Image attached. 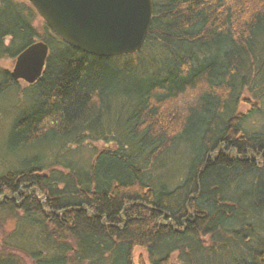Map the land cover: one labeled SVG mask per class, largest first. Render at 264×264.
Returning <instances> with one entry per match:
<instances>
[{"label":"trees","instance_id":"16d2710c","mask_svg":"<svg viewBox=\"0 0 264 264\" xmlns=\"http://www.w3.org/2000/svg\"><path fill=\"white\" fill-rule=\"evenodd\" d=\"M153 1L144 45L99 57L53 33L31 2L0 0V101L19 89L37 99L0 158V264H134L137 247L152 264H264V0ZM39 41L42 77L14 79L3 61ZM140 66L164 75L137 81ZM128 97L131 145L71 162L62 184L38 175L36 142L75 145V125L104 137L127 122ZM244 98L247 114L235 115ZM179 145L182 181L144 175V150L176 162L166 156Z\"/></svg>","mask_w":264,"mask_h":264},{"label":"bare ground","instance_id":"6f19581e","mask_svg":"<svg viewBox=\"0 0 264 264\" xmlns=\"http://www.w3.org/2000/svg\"><path fill=\"white\" fill-rule=\"evenodd\" d=\"M29 1V0H26ZM153 1V0H152ZM31 2V1H29ZM32 3V2H31ZM158 4L161 2H157ZM153 12H154V1H153ZM153 17V15H152ZM55 33V32H53ZM147 38V36H146ZM145 38V41H146ZM66 41V40H65ZM144 41V43H145ZM68 42V41H66ZM70 45H72L75 48H78L82 51H85L87 53L93 54V55H97L99 57H111V56H120V55H126V54H130V53H121V54H117V55H101L100 53H94V52H90L84 49L79 48L76 45H73L72 43L68 42ZM144 43L142 44V46L144 45ZM49 48V47H48ZM135 53V52H133ZM49 54V53H48ZM47 62V60H46ZM103 62V61H102ZM16 63V62H15ZM106 63V62H103ZM110 63H108L109 65ZM15 66V65H14ZM46 66V64H45ZM111 66V65H110ZM113 67V66H112ZM137 68V67H136ZM14 69V68H13ZM13 69L11 70V73L13 72ZM45 70V67L43 69V72ZM136 72L133 73V78L136 79L137 81H144V80H150L153 78H156L157 76L161 77L164 75V73L162 72L161 68H159V73L156 74V72L153 73L152 69L148 68V67H144V66H140L137 70H135ZM1 75L3 76V72L0 70V79H1ZM43 75V73H42ZM42 75L40 77H38L35 82L40 79L42 77ZM13 76V74H12ZM14 79L16 80H21V82L24 83H34V82H28L23 78H15L13 76ZM17 92V93H16ZM16 92L14 91H10L7 94V98L6 101H3L1 103L0 101V137L2 136V133L4 134V142L1 143L0 148L2 147L3 149H5L6 152V146H7V141L8 138L10 136V129L14 128L15 124H16V119L19 117V115H22L26 112H28L30 110V107L35 104H37V99H35L34 96H28L25 94H22L21 89L17 90ZM242 102L239 103L238 108L235 110L233 109V112L235 115H240L242 113H245L248 108H249V100L247 98H244L243 100H241ZM131 105H134V102L131 101V98L128 97V99L125 100L124 102V107L122 109L123 115L127 116V122L126 123H122L120 126L116 127V126H112V131L109 134H105L104 137H97V133L94 129L90 128V125L87 126H77L75 125L73 127V130L70 134V136L72 138H76V142H73V144L68 148L62 147V144L57 142L54 143L52 145H46L44 143H40V141L36 142V144L34 145V151L37 153V155H45L46 159H42L41 161L44 163L42 164L43 167L41 168V173L38 175L42 176V175H46L47 177H53L57 182L60 180L61 184L63 182V180H65V177H63L62 175L65 174V172L68 169V166L71 162L73 161H77L79 158H82L84 161H90L94 158V156L96 154H98L101 151L104 150H110L113 147H115V145H119L121 143V141L124 142L123 147H126L127 145H131V137L133 136L130 132L128 133H124L127 132L126 130H129V123H135V119H133V113L131 114L130 111V107ZM131 116V117H130ZM250 117V116H247ZM106 119L109 121H113L115 120L113 116H108L106 115ZM246 126H250L252 127L253 125L248 123L246 124ZM131 137H130V136ZM135 138V137H133ZM79 142V143H78ZM67 144V143H65ZM81 144V145H79ZM150 149L144 150L143 153H141L140 155V160H141V164H142V171H144V175L146 176H154L157 180H165L164 182H167L169 184H172V186L175 185V183H179V181H182L183 177H182V173H184V166L187 164V160H188V152L187 149H184L182 146H178V147H173V149L170 151L169 154H167L166 157L169 156H174L175 161L176 162H171L170 160L167 159H161L155 156V151L154 154L152 155L149 151ZM23 154V153H22ZM163 154V153H162ZM48 155V156H47ZM213 155V154H212ZM211 155V156H212ZM4 156V154L0 153V157ZM19 157L23 158L25 157V155H21L19 154ZM134 158H138L139 159V152H135L133 155ZM161 157V156H160ZM11 159V158H10ZM25 159V158H24ZM18 163H22L21 159H18ZM136 163H139V160L136 161ZM179 163H181V168L178 165ZM0 164H3L0 160ZM165 164H170L171 166L169 167L168 165L166 166ZM0 169H2V165H0ZM250 173H256L257 169L256 168H250L249 169ZM162 177V178H161ZM91 213V210H90ZM162 222V221H161ZM0 231H2L0 229ZM210 231V230H209ZM233 238L232 236L228 235L226 237H224L223 241H226L227 239H231ZM203 239V238H202ZM214 236L211 233H207L205 234V242H207L208 244H211L213 242ZM28 241H30V235H28ZM228 241V240H227ZM3 242L6 241H1V245L2 246V252L4 253H8L9 252V248L8 246H11L9 244H5ZM140 249L142 251H144L145 254L140 255L139 257H136V251ZM176 256L178 255V253L175 254ZM134 264H139V258L144 259L145 264H152L150 261V258L148 256V253L145 252L144 249H142L141 247H137L135 252H134ZM178 260H171L170 264H179Z\"/></svg>","mask_w":264,"mask_h":264},{"label":"water","instance_id":"95a60500","mask_svg":"<svg viewBox=\"0 0 264 264\" xmlns=\"http://www.w3.org/2000/svg\"><path fill=\"white\" fill-rule=\"evenodd\" d=\"M51 29L81 49L117 55L138 51L152 23V0H29ZM48 45L39 41L16 58L15 78L35 82L43 73Z\"/></svg>","mask_w":264,"mask_h":264},{"label":"rangeland","instance_id":"374dc122","mask_svg":"<svg viewBox=\"0 0 264 264\" xmlns=\"http://www.w3.org/2000/svg\"><path fill=\"white\" fill-rule=\"evenodd\" d=\"M3 63H4V65L6 66V67H8V68H10L11 70L14 68V65H15V60H11V59H5L4 61H3ZM22 83H24V82H22ZM4 142V134L2 133V136L0 137V145H1V143H3ZM2 146V145H1ZM0 153L1 154H4V156H1L0 158H3V159H5V156H7L6 154H5V149H3L2 147L0 148ZM9 226V228H11L12 227V224H9L8 225ZM143 254H145L144 253V251H142V250H140V249H138L137 251H136V257H139L140 255H143ZM28 262H29V260H27ZM29 264H32L31 262H29Z\"/></svg>","mask_w":264,"mask_h":264}]
</instances>
